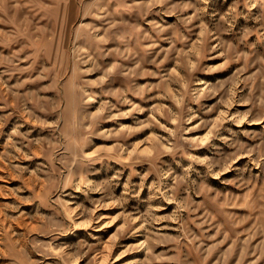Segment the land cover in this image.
<instances>
[{
	"label": "rangeland",
	"instance_id": "obj_1",
	"mask_svg": "<svg viewBox=\"0 0 264 264\" xmlns=\"http://www.w3.org/2000/svg\"><path fill=\"white\" fill-rule=\"evenodd\" d=\"M0 264H264V0H0Z\"/></svg>",
	"mask_w": 264,
	"mask_h": 264
}]
</instances>
